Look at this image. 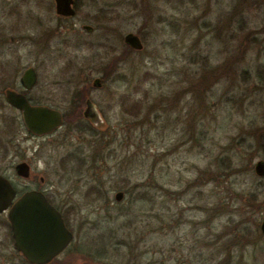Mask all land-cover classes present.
I'll list each match as a JSON object with an SVG mask.
<instances>
[{
    "label": "rangeland",
    "instance_id": "1",
    "mask_svg": "<svg viewBox=\"0 0 264 264\" xmlns=\"http://www.w3.org/2000/svg\"><path fill=\"white\" fill-rule=\"evenodd\" d=\"M76 2L75 16L60 17L54 0H0V92L32 65L38 84L29 97L65 110L71 92L104 81L89 86L103 118L94 134L68 118L38 138L19 112H0V159H18L17 143L55 192L73 193L76 233L63 264H264V204L249 196L264 192V176L254 172L264 161V83L223 68L214 74L243 37L242 30L231 39L235 5L256 27L264 0ZM127 32L141 37L142 50H127ZM258 63L264 36L240 64ZM208 73L197 96L192 83ZM123 94L144 101L137 116L123 112ZM3 115L16 117L18 137L5 158ZM77 148L98 159H61Z\"/></svg>",
    "mask_w": 264,
    "mask_h": 264
},
{
    "label": "flooded vegetation",
    "instance_id": "2",
    "mask_svg": "<svg viewBox=\"0 0 264 264\" xmlns=\"http://www.w3.org/2000/svg\"><path fill=\"white\" fill-rule=\"evenodd\" d=\"M83 26H89V29L84 28L87 31L93 29V27L90 25ZM106 71L103 73L104 79H108L107 76L110 72ZM22 73L18 75L17 82L15 81V86L5 87L3 91L0 92L1 114L5 108L10 107L12 110L19 112V123L23 121L21 111L8 103L5 98V91L7 89H12L17 92L23 93L27 97L29 102L33 105H44L59 110L62 117L61 126L53 129L49 133H45L42 135H36L29 131L32 135H35L38 138L46 136L48 137L57 132L62 127V125H64V122H67L68 118H70L69 121L72 123V128H76V130L79 132L84 131L94 134V129L96 127H101V125L103 124L101 110L98 109V104H96L97 102L94 101L91 91H89V86L101 88L104 84L103 78L94 77L90 80V85L85 83L83 85L84 87H81V91L71 92V95L68 99L67 109L62 110L60 107L48 103L34 102L29 97V93L37 87L38 75L37 80L32 88L25 89L20 82ZM88 107H90V109L87 111ZM2 122L4 125L1 127V133L7 139L6 141L2 140V145L4 148L1 147V149H3L1 152V157L5 158L9 152V146L12 145V140L14 142L16 141V139L18 140L17 134L15 133L17 120L14 116L3 115ZM92 130H94V132ZM16 144L17 143H14L15 156L18 155V159H0V264H38L29 261L24 256L21 249V247L29 246L32 248V245L37 248L36 243L38 241V238L43 237V235L46 233V229H44L42 225L39 226V223L48 216V214L45 212L39 213V210H42L43 207L40 204L33 203L32 200L26 202H23L22 200L24 196L33 192H39L46 198L47 202L60 214L65 228L71 232V240L66 244V246L63 247L51 259V261L44 264H52L53 260L55 259L61 261L65 260L70 250L72 249L76 233L75 229L72 226L70 213L73 212L77 208V206L71 205L67 202V198H70L73 193L68 191L66 193L67 197L63 198V196H61L59 192H55L53 189V184H51L44 175L38 176L34 171H32L31 163L26 159L25 156H21V149H17ZM78 153L82 152L77 148L74 151L68 152L67 155H65L61 159H66V163H70L72 159H98L96 156L78 155ZM103 159H106V157L104 156ZM23 162L26 163L29 168V172L27 175H22L18 172L19 165ZM108 174L109 177L112 176L111 173ZM92 175L96 176L97 173L93 172ZM119 192H121L122 196L119 200H117L116 194ZM123 196L124 192L118 190L114 194V199L116 201H121ZM12 211H14V215H12ZM12 216L15 219V225L12 224Z\"/></svg>",
    "mask_w": 264,
    "mask_h": 264
},
{
    "label": "water",
    "instance_id": "3",
    "mask_svg": "<svg viewBox=\"0 0 264 264\" xmlns=\"http://www.w3.org/2000/svg\"><path fill=\"white\" fill-rule=\"evenodd\" d=\"M55 13L62 17H73L76 14L74 7V0H54ZM89 29V26H83ZM123 41L133 50L139 51L143 49V42L141 37L134 32H127L123 36ZM37 80V74L32 66L24 69L20 82L25 89H30ZM5 98L12 106L21 111L23 123L26 129L36 135H42L51 132L53 129L61 126L62 117L59 110L44 106L33 105L29 102L27 97L12 89L5 91ZM90 109L88 107L87 111ZM86 111V112H87ZM18 172L22 175H27L29 172L28 165L21 163ZM254 172L256 175L264 176V161L259 159L254 164ZM121 192L116 194V199L121 198ZM23 202L32 200L33 203L40 204L43 209L40 212H45L48 216L39 223L46 229L43 237H39L36 243L37 248L32 245V248L21 247L24 256L31 262L44 264L51 261V259L71 240V232L68 231L60 214L47 202L46 198L39 192L29 193L22 199ZM12 211V215H14ZM12 224L15 225V219L11 217ZM261 234L264 236V218L259 224ZM35 244V243H34ZM94 264V263H82Z\"/></svg>",
    "mask_w": 264,
    "mask_h": 264
},
{
    "label": "trees",
    "instance_id": "4",
    "mask_svg": "<svg viewBox=\"0 0 264 264\" xmlns=\"http://www.w3.org/2000/svg\"><path fill=\"white\" fill-rule=\"evenodd\" d=\"M75 7H78L77 2L75 3ZM235 14L236 12L239 13L237 15L235 22L238 25V29H231V39L238 33H240L242 30L243 37L242 40L238 42L237 45L234 46L233 53L231 56L223 62L221 66H217L216 68L218 70L214 71V74H218L219 72L222 73L223 71H226L228 69L229 73L233 75L232 77H235L238 72H240V76L242 77V80H249L250 78H257L261 80V83H264V64L258 63V64H252L249 66H241V62L245 61L246 55L250 52V50L257 44L262 36H264V21L258 26H252L250 22L247 20L244 11L240 12V8H238L237 5H235ZM236 10H239L236 11ZM232 17L231 21L232 22ZM144 24H147V20L144 21ZM245 28H248L245 30ZM127 50L133 51L132 48H130L128 45ZM126 56V55H125ZM254 67V69H253ZM223 68V71H222ZM240 70V71H239ZM209 73L205 74L204 76H201L195 80L194 83H192V90L194 94H197V96H201L202 90L204 87L207 86V82L209 81ZM132 100V101H129ZM145 100V98H144ZM142 102H144L141 98L140 100H137L135 97H131V95L123 94L120 96V105L125 113H129L131 115L137 116L142 109ZM260 137L264 138V124L261 128L258 129ZM264 141V140H263ZM264 144V143H259ZM264 149V146H263ZM224 159H231L228 156L224 157ZM230 164V163H229ZM250 198L253 199L255 202H258L260 205L264 204V192H251L249 194ZM249 198V199H250ZM247 234L242 233L241 237L246 238ZM248 236V235H247ZM258 239H262L264 241V236L259 233ZM52 264H62L61 260H53Z\"/></svg>",
    "mask_w": 264,
    "mask_h": 264
}]
</instances>
